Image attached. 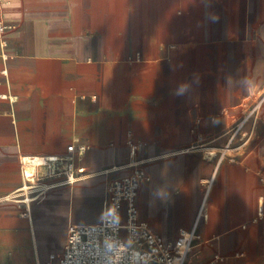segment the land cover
<instances>
[{"label": "crops", "instance_id": "crops-1", "mask_svg": "<svg viewBox=\"0 0 264 264\" xmlns=\"http://www.w3.org/2000/svg\"><path fill=\"white\" fill-rule=\"evenodd\" d=\"M0 18V264H56L133 163L139 221L197 235L184 264H264V99L219 159L264 96V0H0ZM69 145L85 174L21 202L19 159Z\"/></svg>", "mask_w": 264, "mask_h": 264}, {"label": "built area", "instance_id": "built-area-1", "mask_svg": "<svg viewBox=\"0 0 264 264\" xmlns=\"http://www.w3.org/2000/svg\"><path fill=\"white\" fill-rule=\"evenodd\" d=\"M10 28L0 18L1 45L5 44L3 37ZM263 99L264 96L248 109L238 123L229 128V138L219 151V159L248 141L250 133L242 132L243 125L248 119L258 117ZM128 146L130 156L133 157L136 145L128 142ZM85 150L84 145H69L64 156L21 157L20 201L29 204L48 188L43 181L47 176L62 177L68 184L79 180L85 174V169L76 165L74 155H82ZM146 180L145 171L133 163L128 175L110 181L100 222L89 225L70 224L64 251L56 264H184L192 248V240L197 235L194 231L181 230L174 241L165 243L146 223L139 221L136 197L141 183ZM222 260L216 256L206 264Z\"/></svg>", "mask_w": 264, "mask_h": 264}]
</instances>
